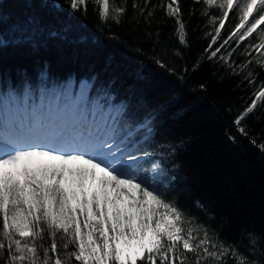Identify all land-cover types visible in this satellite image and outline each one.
Listing matches in <instances>:
<instances>
[{"label":"snow or ice","instance_id":"obj_1","mask_svg":"<svg viewBox=\"0 0 264 264\" xmlns=\"http://www.w3.org/2000/svg\"><path fill=\"white\" fill-rule=\"evenodd\" d=\"M89 0H70L72 12L87 11ZM102 23L119 24L129 11L128 0H91ZM202 4L201 15L208 17L205 38L211 37L193 71L204 61H216L229 76H240L252 88L250 103L232 121L244 137L249 132L246 119L264 102V79L252 65L264 71V0H193ZM59 8V4H55ZM132 20L150 23L155 10L162 8L174 20V35L188 48V31L181 0H131ZM217 8L220 15H210ZM196 9L189 11V18ZM238 20L221 40L229 14ZM27 23L38 21L29 17ZM64 25L62 31L70 30ZM193 31H196L194 28ZM55 37V30L48 32ZM149 36L152 34L149 33ZM159 31L156 32L159 42ZM237 63L233 55L241 43L250 41ZM33 34L0 36V47L9 43L30 42ZM232 42L235 47L227 50ZM218 44V46H216ZM256 53L257 55H253ZM180 56L177 50L174 53ZM164 67V64L157 60ZM186 71V69H185ZM182 79V77H181ZM200 89L206 90L201 84ZM29 96L7 95L11 119L17 130L0 135V260L2 264H262L264 234L244 230L240 240L222 238L220 231L200 220L191 209L179 206L172 193V182L164 179L167 164L184 141L156 145L143 151L136 135L148 129L161 109H154L142 120L120 124L113 120L102 126L57 121L36 106ZM42 107V106H41ZM122 105L120 111L126 108ZM47 121V122H46ZM235 142L230 130L225 133ZM256 144V140L251 139ZM264 151V143L258 145ZM155 158V159H152ZM152 162L144 167L146 161ZM179 166L172 164L170 172ZM176 177L172 176V181ZM194 206L215 217L200 200ZM47 236L50 243L45 244ZM59 240V243H58ZM247 240V254L241 251ZM6 254V255H5ZM259 254V255H258Z\"/></svg>","mask_w":264,"mask_h":264},{"label":"trees","instance_id":"obj_2","mask_svg":"<svg viewBox=\"0 0 264 264\" xmlns=\"http://www.w3.org/2000/svg\"><path fill=\"white\" fill-rule=\"evenodd\" d=\"M69 2L0 0V36L11 40L33 34L30 42L0 47L3 114L13 111L5 103L9 92L28 95L29 106H36L46 116L55 112L59 120L66 121L74 111L77 119L93 118L101 126L113 120L134 123L162 108L149 126L152 131L144 129L135 138L141 152L152 151L158 144L185 142L164 166L168 173L164 179L172 182L171 194L179 206L191 209L232 242L239 241L244 230L264 234V151L258 147L264 143V102L244 122L248 137L241 136L232 121L250 103L252 88L241 83L240 76H229L216 61L206 60L193 71L211 39L204 36L212 31V26L205 27L208 17L201 15L204 5L181 0L189 43L184 48L174 35V20L166 17L162 8L155 10L150 23L143 18L136 23L128 0L129 11L116 24L111 20L102 23L91 0L86 13L83 8L72 12ZM152 3L160 4L161 0ZM193 8L195 15L189 18ZM210 15L219 16L220 10L212 8ZM29 17L36 18L38 24L29 25ZM237 22L230 13L221 40ZM64 25H71L70 30L62 31ZM50 30L59 35L49 36ZM254 39L241 43L232 59L237 63L246 59L240 54L247 43L256 42ZM232 47L235 42L227 50ZM177 50L180 56L174 54ZM251 67L264 79V71ZM83 80L89 82L88 89L80 88ZM201 84L206 90L200 89ZM122 105L127 107L120 111ZM228 130L235 142L225 134ZM253 138L256 144L251 143ZM173 163L179 167L170 172ZM196 200L209 206L213 220L207 221L205 213L195 208ZM247 243L244 240L241 247L245 254ZM259 259L264 264V256Z\"/></svg>","mask_w":264,"mask_h":264},{"label":"rangeland","instance_id":"obj_3","mask_svg":"<svg viewBox=\"0 0 264 264\" xmlns=\"http://www.w3.org/2000/svg\"><path fill=\"white\" fill-rule=\"evenodd\" d=\"M254 38H255V36H254ZM255 40V39H254ZM256 41V40H255ZM88 87H90V84L87 82V81H82L81 82V84H80V88L81 89H84V88H88ZM7 121V120H6ZM12 122V121H11ZM47 122V121H46ZM78 122H80V121H78ZM9 127H16L17 128V126H18V123H16V125L15 124H13V123H10L9 125H8ZM2 127L3 126H1L0 127V135H5V133H3V130H2ZM6 131H7V129H6ZM152 146V145H151ZM152 159H155V158H152ZM152 161L150 160L149 161V163L148 164H146V166H144V167H148L149 165H150V163H151Z\"/></svg>","mask_w":264,"mask_h":264},{"label":"bare ground","instance_id":"obj_4","mask_svg":"<svg viewBox=\"0 0 264 264\" xmlns=\"http://www.w3.org/2000/svg\"><path fill=\"white\" fill-rule=\"evenodd\" d=\"M9 129H7V131H8Z\"/></svg>","mask_w":264,"mask_h":264}]
</instances>
